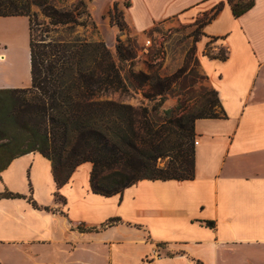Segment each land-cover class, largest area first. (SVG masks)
Segmentation results:
<instances>
[{"label":"crops","instance_id":"0c3cea01","mask_svg":"<svg viewBox=\"0 0 264 264\" xmlns=\"http://www.w3.org/2000/svg\"><path fill=\"white\" fill-rule=\"evenodd\" d=\"M113 1L129 3L139 33L221 5L199 50L215 37L228 56L201 52L199 60L227 116L195 121L193 179H142L122 194L94 193L90 162L59 187L40 152L16 157L0 172V193L24 197L0 198V264H264V0L239 16L228 0ZM18 23L26 33L27 78L1 75L0 88L31 84L27 16H0V32L19 40ZM12 64L0 61L1 68Z\"/></svg>","mask_w":264,"mask_h":264},{"label":"trees","instance_id":"16d2710c","mask_svg":"<svg viewBox=\"0 0 264 264\" xmlns=\"http://www.w3.org/2000/svg\"><path fill=\"white\" fill-rule=\"evenodd\" d=\"M58 2L0 0V16L28 17L31 76L29 86L0 88V172L16 157L37 151L51 161L59 187L90 162L91 189L104 196L122 194L142 179H193L195 121L227 116L218 91L202 88L199 100L189 105L181 95L195 82L184 75L186 66L173 74H161L154 64L136 72L137 47L130 39L119 40L114 55L101 38L86 35L88 28L96 32L97 24L84 0L68 8ZM228 2L239 16L254 0ZM227 52L206 55L225 60ZM131 89L141 91L145 103L123 101ZM170 95L177 96V104L166 108ZM1 197L24 195L5 190Z\"/></svg>","mask_w":264,"mask_h":264},{"label":"rangeland","instance_id":"374dc122","mask_svg":"<svg viewBox=\"0 0 264 264\" xmlns=\"http://www.w3.org/2000/svg\"><path fill=\"white\" fill-rule=\"evenodd\" d=\"M84 1L97 24V31L92 33V30L88 28L86 35L101 38L114 55H116V45L119 40L127 42L126 40L130 39L131 44L137 47V56L133 63V69L136 72L146 70L149 64H154V69H157L161 74H173L186 66L184 75L188 74L189 82H195L191 89H187L181 95L187 99L189 105H193L199 100L204 92L202 88H214L200 63L201 52L211 55L218 53L220 49L228 50L224 46H216L213 42H207L208 44L200 51L199 41L204 34L205 22L219 5L192 17L167 18L157 23L153 30L139 33L132 27L128 18L127 6L129 3L127 1ZM247 1L241 0L243 4ZM76 2L77 0H59L58 4L68 8L74 6ZM115 3H117L116 8L114 7ZM18 25H20L19 40L13 41L11 37L0 32V39L7 41L4 43L7 46V52L0 53V61L13 63L9 68L0 67V76L7 75L20 82L26 81L28 69L25 27L20 23ZM147 40L150 41L148 44ZM0 50H4L3 43H0ZM114 97H118V95H114ZM121 99L135 106L145 103L142 92L134 89H131L128 94L122 95ZM176 104L177 96L170 95L164 107H174Z\"/></svg>","mask_w":264,"mask_h":264},{"label":"built area","instance_id":"2783aa9c","mask_svg":"<svg viewBox=\"0 0 264 264\" xmlns=\"http://www.w3.org/2000/svg\"><path fill=\"white\" fill-rule=\"evenodd\" d=\"M150 41L149 40H147V44L149 43ZM197 144V140H195V145Z\"/></svg>","mask_w":264,"mask_h":264},{"label":"bare ground","instance_id":"6f19581e","mask_svg":"<svg viewBox=\"0 0 264 264\" xmlns=\"http://www.w3.org/2000/svg\"><path fill=\"white\" fill-rule=\"evenodd\" d=\"M17 30V29H16ZM13 33V32H12Z\"/></svg>","mask_w":264,"mask_h":264}]
</instances>
